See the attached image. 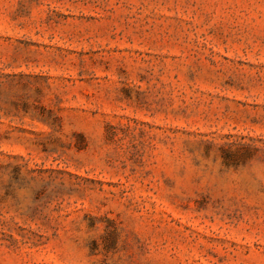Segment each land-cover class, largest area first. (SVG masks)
I'll use <instances>...</instances> for the list:
<instances>
[{
    "label": "rangeland",
    "instance_id": "374dc122",
    "mask_svg": "<svg viewBox=\"0 0 264 264\" xmlns=\"http://www.w3.org/2000/svg\"><path fill=\"white\" fill-rule=\"evenodd\" d=\"M0 264H264V0H0Z\"/></svg>",
    "mask_w": 264,
    "mask_h": 264
}]
</instances>
